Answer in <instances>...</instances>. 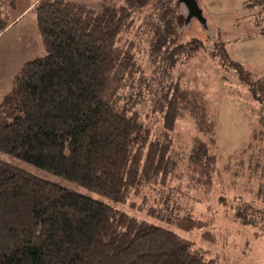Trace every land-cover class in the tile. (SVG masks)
<instances>
[{
  "label": "trees",
  "instance_id": "16d2710c",
  "mask_svg": "<svg viewBox=\"0 0 264 264\" xmlns=\"http://www.w3.org/2000/svg\"><path fill=\"white\" fill-rule=\"evenodd\" d=\"M32 3L45 55L22 64L0 101V153L117 203L157 189L161 204L148 208L149 218L183 231L202 229L201 219L175 212L171 201L184 194L182 188L210 194L218 173L216 120L208 99L163 71V63L168 68L183 53L206 47L200 37L175 36L177 0H124L101 9L70 0ZM246 5L264 15V0ZM16 8L15 0H0V33L16 18ZM256 24L264 35V26ZM213 41L209 55L232 68L251 98L264 103V69L233 60L221 37ZM140 53L155 66L151 74ZM147 97L160 115L156 132L143 119ZM185 115L208 141L196 139L183 159L174 151L173 133ZM258 134L263 137L262 127L256 142ZM173 179L179 184L171 189ZM257 216L237 212L254 225L250 218ZM217 262L172 229L0 158V264Z\"/></svg>",
  "mask_w": 264,
  "mask_h": 264
},
{
  "label": "rangeland",
  "instance_id": "374dc122",
  "mask_svg": "<svg viewBox=\"0 0 264 264\" xmlns=\"http://www.w3.org/2000/svg\"><path fill=\"white\" fill-rule=\"evenodd\" d=\"M85 3L101 9L104 6H118L124 0H70ZM17 16L32 0H15ZM207 19L209 31H206L196 19L186 23V8L178 2L179 18L175 36L179 41L189 40L191 36L200 37L206 42L205 49L194 55L183 53L172 66H165L170 79H180L185 87L199 90L209 102V111L216 120V146L213 151L218 156V173L210 194L182 188L184 194H175L171 198L175 212H191L205 224L202 229L183 231L167 223L149 218V207H159L160 193L144 189L141 195L130 197L125 203H117L91 193L75 182L57 176L49 171L31 165L12 155L0 153V158L15 164L37 177L78 192L127 212L140 219H147L178 232L194 241L208 258H215L217 264H264V197L259 192L264 184V135L254 134L264 129V103L251 98L248 88L239 80L235 71L224 66L219 59L209 55L215 36L226 42L230 57L252 68L264 69V35L256 26H264V15L260 16L259 7H250L251 0H198ZM206 36L209 39H206ZM19 47L18 53H12L10 45ZM146 44L141 43L143 49ZM45 50L35 22V14L27 11L11 30L0 37V101L9 92L13 76L28 60L42 57ZM140 62L147 74L155 66H149L148 55L140 53ZM139 56V55H138ZM143 109V119L157 131L161 123L159 112L153 111L151 97H147ZM174 151L184 159L189 154L194 141H208V137L199 133L192 119L185 115L178 120L173 133ZM179 183L176 179L169 182L171 189ZM264 188V187H263ZM162 195V194H161ZM146 196L145 202L143 197ZM254 206L255 210L246 209ZM138 206L143 209L139 210ZM260 209V211H259ZM247 215L259 214L250 218L255 222L245 223L237 217V212ZM262 214V215H261Z\"/></svg>",
  "mask_w": 264,
  "mask_h": 264
},
{
  "label": "water",
  "instance_id": "95a60500",
  "mask_svg": "<svg viewBox=\"0 0 264 264\" xmlns=\"http://www.w3.org/2000/svg\"><path fill=\"white\" fill-rule=\"evenodd\" d=\"M182 5L184 4L187 9L186 23L191 19H198L200 22H205L207 19L203 14L198 0H177Z\"/></svg>",
  "mask_w": 264,
  "mask_h": 264
},
{
  "label": "crops",
  "instance_id": "0c3cea01",
  "mask_svg": "<svg viewBox=\"0 0 264 264\" xmlns=\"http://www.w3.org/2000/svg\"><path fill=\"white\" fill-rule=\"evenodd\" d=\"M34 5V3L30 4L29 6L26 7V9L22 10L17 16L16 18L12 21V23L10 24V26L5 30L3 31L2 33H0V37H3L4 35H6L10 30L11 28L16 25L18 23L19 20H21V16L24 15L25 12L27 11H30V9L32 8V6ZM10 48L12 49V53H15L14 56L17 55L18 53V50H19V47L15 44V41L13 44L10 45ZM14 77V76H13ZM13 79V78H12Z\"/></svg>",
  "mask_w": 264,
  "mask_h": 264
},
{
  "label": "flooded vegetation",
  "instance_id": "af4514ba",
  "mask_svg": "<svg viewBox=\"0 0 264 264\" xmlns=\"http://www.w3.org/2000/svg\"><path fill=\"white\" fill-rule=\"evenodd\" d=\"M184 5V4H183ZM184 7L186 8V6L184 5ZM186 15H187V9H186ZM185 18H186V16H185ZM192 20V19H191ZM190 20V21H191ZM196 20H198V19H196ZM184 21H185V19H184ZM189 21V22H190ZM199 21V20H198ZM200 22V21H199ZM188 23V22H187ZM200 24H201V26L206 30V31H209V26H208V23H207V20L205 21V22H200Z\"/></svg>",
  "mask_w": 264,
  "mask_h": 264
}]
</instances>
